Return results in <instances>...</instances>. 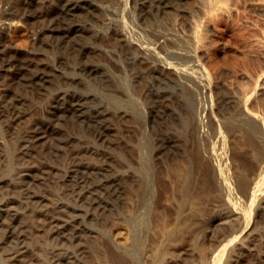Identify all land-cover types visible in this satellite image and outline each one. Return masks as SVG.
Segmentation results:
<instances>
[{"label": "bare ground", "instance_id": "6f19581e", "mask_svg": "<svg viewBox=\"0 0 264 264\" xmlns=\"http://www.w3.org/2000/svg\"><path fill=\"white\" fill-rule=\"evenodd\" d=\"M3 1L0 0V4ZM42 1L25 0V6H21L23 12L25 11L26 15L37 23L34 34H25L26 30L24 32L13 18V11L5 8L0 13V77L10 78L13 82L20 81L24 85L25 91L39 94H43L55 83L63 84V86L59 85L54 89L45 116L34 118L29 121V125L24 126L21 150H19V165L15 172L13 188L5 189L3 187L7 182L0 174V194L5 192L0 196V241L7 245L6 253L10 259L9 263H17L28 250L27 239L31 231L28 232L30 227H28V223L30 225L32 220L26 221V218L30 219L28 216H34V219L35 216H38L36 218L40 224L37 227L46 232L48 239L55 245L66 246L62 252L59 250L56 254L52 252L53 249L48 250L52 256L51 264H65L66 262L76 264L77 261L80 263L82 258L79 256L86 250L84 247L86 244L77 242L81 231L94 237L100 236L103 230L100 234L101 230H97L94 223L108 214L112 217L115 212L124 218L119 219V222L116 220L120 216L112 217L116 220L114 219L115 221L109 228V236L114 241L115 247L117 246V249L121 251V255L125 259H129L128 264H182L185 259L187 260L183 256L184 254L197 258L198 264H243V260L248 262L253 260L254 264H264V228H260L259 231L260 237L263 239L262 242L255 238L257 237L255 235L254 238H250L252 231L258 229L256 224L262 223L264 227V105L257 102L259 99H264L262 98L264 94V28H262L264 27V0H241L258 13L260 18L259 20H249L242 28L233 31V18L238 10L233 5H228L230 0L129 1L133 27L142 31L158 52H163L166 48L178 51L177 44L170 45L168 43L169 37L173 38L174 36L175 39H180L182 43L188 45L193 54L201 58V67L212 76L222 70L218 60L213 59V56L226 48V43L233 32L236 43L234 46L232 45L234 60L231 61L235 62L234 65H238L243 83L236 86L230 84L225 86L218 80H213L210 89L216 93L222 90L225 93L218 96L219 101L233 109L243 110L233 117L239 118L241 114H246L256 117L259 121L262 120L261 125L256 123L258 127L260 126L257 134L262 138V145H259L258 141L257 145L251 140L248 142L249 137L245 136L241 148L238 146L240 151L246 147L250 149L251 159L254 161L253 167L250 169L249 166L245 167L237 158L233 155L228 156L227 153V156L224 157L227 165H222L223 162L211 166L210 177L203 180L205 186L201 189L203 186L200 185V187L196 183L195 173L197 170L194 169L192 158L190 160L194 168L190 166L189 159L180 162L181 166H178L177 170L174 168L175 171L172 173L169 170H172L174 165L172 164L171 169L168 167L169 170L166 167L162 177L173 181L170 176L175 174L174 181L176 178L179 179L178 188L182 192L181 197L171 201L172 219L168 222L162 220L160 216H155L153 222H148L150 224L146 226L147 233L146 235L142 234L143 237L140 236L139 228L140 226L144 227V224L141 223L138 216L141 212L140 208L147 204L152 191L151 174L145 171L144 162L140 160L141 162L136 161L133 164L128 158L129 161L123 165L124 163L121 162L126 160L121 158V164L117 165L113 162L112 152L105 149L95 150L96 155L104 157L102 163L83 161L81 157L84 156L82 154L87 150L88 144L80 143L75 134L74 136L70 135L67 131L74 126L85 127L95 135L97 140L103 142L108 134L121 131L123 124L119 122L135 118L129 109L121 106L113 107L101 99L99 94L96 93L100 98L95 96L93 94L95 92L92 90L84 89L83 84L86 79L94 82L100 88L102 87L101 90H111L112 94L113 90L120 89V87L126 89L128 86L148 104L147 116L152 125L166 119H173V121L178 120L177 124H181V128H189L191 124L192 128H195L197 122L189 121V116L181 110L182 104L186 100L184 93L187 90L181 82L183 73L175 70L167 61L153 58L145 53L140 41L119 27L120 10L117 4L120 0H101L103 3L97 0H45L50 2L48 3L50 5L46 3L44 5L48 8L44 7L45 9L41 8L40 10L38 6L33 5L34 9L32 6L30 7L32 2L34 4ZM41 5L39 4V6ZM179 13L181 18L182 15L185 16V23L178 17ZM104 15L107 20L104 23L105 26H102L103 30H100L98 23L102 22ZM21 40L28 45L29 58L21 59L17 55V48L20 46L18 42ZM103 44L112 47L115 55L107 53ZM48 51L54 53L53 62L44 61L43 57L41 58V56L48 55ZM244 54L248 55L249 61L246 59L248 62L240 58ZM91 56L94 57L93 60L90 59ZM109 56L118 65L116 73L113 70V73L109 72L110 67L109 70L103 67L110 65L108 58V62L103 60ZM173 56L179 57L180 55L175 52ZM102 60L104 61L103 65L100 63ZM68 64L73 68L70 72L66 71ZM119 70H123L127 76L124 77V73L122 74ZM112 83L114 84L113 90L110 89ZM23 95H14L9 100L3 99L4 110L7 111L6 117H4V106L0 105V117L5 118L2 120L8 139H13L16 135L25 115L33 116L29 108L26 109V97ZM248 101H253L252 104L256 101L259 105L255 102L257 107L254 104L247 108ZM209 108L202 106L200 111L208 116L211 125L217 127L219 121L216 120L217 116H214L216 113L211 112L212 107ZM195 112L196 109L193 114ZM231 118L227 119V123ZM219 120L221 122V119ZM224 120L222 119V121ZM238 124L241 126L243 122ZM126 125H124V130L127 133L128 126ZM219 127L221 125L212 128L216 135L223 134V132L230 133V137L234 136L235 139V136L237 137L239 134L236 126H230L229 130L228 128L223 129L226 125L222 126L223 128ZM241 131L242 134L243 131ZM212 132L211 130L210 133ZM126 133L123 134V137ZM210 133L207 131V134ZM193 134L197 144L195 145L200 152V146H203L201 143L206 142V139L203 138V141L197 132ZM123 137L121 136L118 140V147L121 146L125 151L132 149L141 151L140 141ZM240 137L235 141L240 140ZM261 138L258 139L261 140ZM234 139L232 137L231 141ZM173 140L169 136H163L160 139L156 145L157 149L154 148L156 151L152 155L155 164L158 165L159 162H162L161 159H166L169 156L171 147L175 144ZM206 147H203L205 148L203 150H206ZM221 148L223 147L212 146L207 151L210 155L214 153L220 156ZM219 149L221 150L219 151ZM64 153H68L72 162L61 168L56 166L51 158ZM174 154L173 158H175ZM44 155L48 158L42 159ZM118 157L120 158V156ZM212 158L210 159L212 160ZM0 160L5 161L2 154H0ZM150 162L152 163V159ZM164 166L167 165L164 163ZM154 171L156 172V170ZM54 183L63 185L69 197L73 198V201H70L72 203L65 200L54 202L48 200L46 192L49 185ZM164 185L167 186V184ZM220 186H223L225 193L220 192ZM171 188L173 187L169 189ZM155 189L154 185V192ZM231 193L242 195L244 200L243 203L241 202L242 205H238L230 199ZM204 210L213 211L212 220L224 222V225L226 224L230 228H228V234L224 233L226 235L219 238L218 245L215 242L213 243L215 246L201 244L200 240H210L216 236L214 233V236L209 235V228L202 230L200 229L202 227L198 229L199 225L196 226L197 223H201L197 222L196 217L203 215ZM202 224L200 225L202 226ZM260 237L259 239H261ZM246 240L253 246L254 240H258V244H260L258 250L252 252V249L255 250V248L250 246ZM76 242L77 244H75ZM183 243L187 247L179 249V245ZM73 244L76 246L79 244L78 248L74 249ZM185 262L183 264L190 263L188 260ZM37 264H45V262Z\"/></svg>", "mask_w": 264, "mask_h": 264}, {"label": "rangeland", "instance_id": "374dc122", "mask_svg": "<svg viewBox=\"0 0 264 264\" xmlns=\"http://www.w3.org/2000/svg\"><path fill=\"white\" fill-rule=\"evenodd\" d=\"M43 1H44V3H43ZM43 1L39 2V3L37 2L34 4L32 2L30 7L32 6V8H33L34 6H38L40 8V10H41V8L42 9L48 8V6L45 7L44 5H46V4L50 5V4H48L50 2L45 1V0H43ZM53 1H56V0H53ZM97 1L99 2L101 0H97ZM129 1L130 0H120L117 4V7L119 5V10H120L119 11L120 13L118 15L119 27L122 28L124 31H126L127 34H129L131 37L140 41V43L144 47L145 53H147L148 55H150L153 58L167 61L175 70L183 73L182 77H181V82L183 83V85L185 86V89H187V90L184 93L186 100L182 104L181 110L184 112V114L189 116L188 117V118H190L189 121L197 122L196 123L197 127L192 128V124H191V127H189V128H187V127L181 128V126H180L181 124L178 125L177 124L178 120H175V119L174 120L176 122L173 121V119H171V120L166 119L162 122H158V124L156 123V125H152L148 119V116H147L148 115V104L146 102H144L138 96L137 93H134L131 89H129L128 86H127L128 88L126 87V89L120 87V89L113 90L114 84L112 83V85H111L112 88L110 87V89H112L114 91L112 94V93H110L111 90L110 91H109V89L101 90L102 87L100 88V86H98L94 82H92L90 80L87 81V79H86L85 80L86 82H84V84H83L84 89L92 90L93 92H95V93H93L95 96H97V94H99L101 99L106 101V103H108V104L110 103L109 105H113V107L121 106V107H125V108L129 109L130 111H132L135 118L134 119H128L126 121L123 120V122H119L120 124L121 123L123 124V126H121V131L119 133H117V132L113 133L112 132V133L108 134L105 138V141H103V142L101 140H97L95 135L90 133L89 130L85 129V127L79 128L78 126H76V127L74 126L71 129L69 128L68 129L69 131H67V133L69 132L70 135H73V136L75 134V137L77 136L76 138L80 143L88 144L87 150L82 154V156L83 155L84 156L81 157V159L83 161H88V162L91 161V163L93 162L95 164L102 163L104 161V157H102L101 155H98V154L96 155L95 150L105 149V150H109L108 152H112L111 155L114 157L113 162L117 165H118V163L119 164L124 163L123 165H125V163H127L129 161V159H130V162H133V164L136 161L137 162L138 161L144 162L145 171H147L149 174H151L150 175V179H151L150 182H151L152 191L148 197L147 204H145L142 208H140L141 212H139V216H138L139 220H141V223L144 224L143 225L144 227L141 228V226H140V228H139V230L141 232L140 236L143 237L144 235H142V234L146 235V233H147L146 232V230H147L146 226L148 224H150L148 222H153V220H155V216L156 217L160 216L162 218V220L168 221V222H169V220L172 219V217H173V215H172L173 214V206L171 205V201L172 200L174 201V198L177 200L181 197L182 192L178 188L179 179L176 178L174 181L173 176L175 174L170 176L173 178V181H170L167 178L165 179V177H162L163 172L168 167L170 168L173 165L176 166V167L173 166V168L171 167L172 170H169V168H168L169 172L171 171V173H172V171H175L174 168H176V170H177V167L181 166L180 164L182 162H184L183 161L184 159L185 160L189 159L190 163L192 160L193 161L192 163L194 164L195 168H194L192 163L190 164V166L197 170V172L195 173L196 174L195 177L197 180L196 183H197V185L199 184V186L200 185L203 186V187L200 186L201 189H203L205 186L204 185L205 182H203V180H206V178H208V176L210 177L209 173H210L211 166H215V164L216 165L222 164L223 162L224 163L222 165H224L226 162L224 157L227 156L226 155L227 153H228V156L233 155V157L237 158L241 162V164L245 165V167L249 166V169H250V167L251 168L253 167L252 164L254 162L251 159L250 149L248 147H246V148H242V151H240L238 146H240V148H241L242 141H244L245 136L249 137L248 142H250V140H251L256 145L258 143H259V145H262L261 144L262 138L260 136H258L259 134H257V132H259L257 130H259V127H260V126L258 127V125H261L262 120L260 119L261 121H259L256 119V117L254 118L253 116H249L246 114L245 115L241 114V116H239V118L233 117L235 114L241 113L243 110L242 109L240 110L238 108L233 109V108L227 106L226 104H224L222 101H219L218 96L223 95L225 93L222 90H219V92L216 93V91H213L210 89V84H211V82H213V80H218L219 83L224 84L225 86L229 85V84L231 86H236V85H241L243 83V80L239 75L240 69H238V65H236V64L234 65L235 62L231 61V60H234L232 58V56H233V52H232L233 49L232 48H234L233 46L236 43L235 34L233 32H231V35H230V37L226 43L227 44L226 48L222 52L215 53L213 56V59L218 60L219 66L221 67L222 70L217 71L216 75L212 76V75H209L207 73V71H205L201 67V65H200V62L202 61L201 58L199 56H197L196 54H193V52L190 51V47L188 45L182 43L180 39H175L174 36H173V38L169 37L168 43L170 45L171 44H174V45L177 44L176 49H178V51H172L170 48L169 49L166 48L163 52H158L154 48L152 42L149 41L145 37L143 32L140 30H137L135 27H133L131 12L129 10ZM229 2H230L228 4L229 6L233 5L238 10L235 17L233 18L234 26L232 28V31L234 29L242 28L244 26L245 22H247L249 20H259L260 15L258 13H256L252 8H250L243 1H241V0H230ZM24 3H25V0H4L3 3L0 4L1 5L0 6V13L5 8L9 9L11 12L13 11L12 12L13 18L15 19V21H17V23L20 25V28L23 31L26 30V32L24 31L25 34L26 33L34 34L35 30L37 28V23H35V21L32 20V18H30L28 15H26L25 11H24L25 13L23 12L21 6H25ZM41 3H42V5H41ZM39 4L41 6H39ZM38 7H35V8L38 9ZM18 8H20V9H18ZM21 10H22V12H21ZM178 15H179L178 17L180 18V20H182L183 23H185V16L182 15V18H181L180 13ZM106 20H107V17L104 15V19L102 20V22L98 23V28L100 30H103L102 26H105L104 23L106 22ZM262 28H264V27H262ZM256 29H257V27H256ZM18 43L20 46L18 45L19 48H17V55L21 59L22 58L23 59L29 58L30 54L28 53V49H27L28 45H26L27 43H25L23 40L19 41ZM103 47L107 53H109L110 55H115V52H114L112 47H110L108 45H104ZM175 52L179 53L180 56L179 57L173 56V53H175ZM212 55H213V52H212ZM245 56H247V57H245ZM41 58L44 61L53 62L54 53H52L51 51H48V55L41 56ZM92 58H94V57L91 56L90 59L93 60ZM107 58H108L109 62L107 61ZM240 58L243 61H247V60L249 61L248 55L244 54ZM103 60L104 61L106 60V62H108V64H110V65H107V64H105L106 63L105 62L104 65H107V66H103V67H106V69H108V70L110 67L109 72H112V73H113V71H114V73L118 72V65L116 64V62L114 60H112V57L110 58V56H109ZM103 60L100 61V63H102V65L104 62ZM94 61H95V59H94ZM66 69H67L66 71H68V72L73 70V68H71L69 64L67 65ZM119 71L122 74L124 73L123 74L124 77L127 76V74L123 70H119ZM4 78L5 77H0V79H1L0 80V99H1L0 105L1 106H2V104H3V106L5 105L4 103H2L3 99L9 100V98L11 99V97H13L14 95H18V94L23 95L24 94L26 97L25 98L26 99L25 100L26 101V103H25L26 109L29 108V110L33 114L32 117H28L29 115L28 116L25 115L23 117L24 119H22V121H21L20 127L18 128V130L16 132V135L13 137V139L12 138L8 139V136H6V132L4 129V123H3V120L5 119L4 117L7 116V111L5 112V110H4L5 106L4 107L2 106L3 110H4V117L3 118H2V116L0 117V154H2L4 156L5 161L0 160V162H2V163H0V169H1L0 174L2 175V177L5 178V180L7 182V183L5 182L6 184L3 185V187H5V189H9V188H13L14 180H15V176H16L15 172L17 171L16 169H17V166L19 165V150H21V145H22L21 143H22V136L24 133V126L29 125V121H31L34 118H43L45 116V111H46V108L48 106V103L51 101L54 89L59 85L63 86V84L55 83L54 85L50 86L46 91H44L43 94H39L37 92L25 91L24 90L25 87L23 84H21L20 81H19L20 83L17 82L16 80L13 82V80L11 81L10 78H5V79ZM99 95L97 97H99ZM263 96H264V94H263ZM263 96H262V98H264ZM260 100H261V102H259ZM262 101H263V104H262ZM252 102L253 101H248L247 108L252 107L256 101L254 102V104H252ZM257 102L260 103V105H264V99L263 100L259 99ZM257 102H256V104L259 105ZM256 104L254 106H256ZM202 106L203 107L206 106L207 108H209V107L213 108V109L211 108V110H212L211 112H213L214 114L216 113V115H214V114L213 115L215 117L216 116L218 117V119L216 117V120L219 121V124L221 125V127L222 126L224 127V125H226V127H224V128L222 127L224 130H225V128L226 129L228 128V130H229L230 126L231 127L236 126L238 128V131H239L238 135L241 136L240 137L241 139L240 140L238 139L237 141H235L236 138H239V136L237 135V137L235 136V139H234V136H232L234 141H231L232 137H230L231 136L230 133H225V132H223V134L220 133V135H216L214 133V129H212V128L213 127L217 128L220 125L218 124V126L216 125L217 127H215L214 125L210 124L208 116L204 115L200 111ZM195 109H196V112L193 114V111ZM224 115H226V116H224ZM231 116L234 119H232ZM228 118H231L232 120L230 119V121L227 123ZM253 118H254V120H253ZM219 119H221V122ZM222 119H225V120L222 121ZM235 119L238 120L239 122H237ZM171 121H172V123H169ZM231 121H233V122H231ZM256 121H259V122H256ZM242 122H243V124H241V126H240L238 123H242ZM251 122H253L254 124H252ZM222 123H225V124H222ZM235 123H237L238 126ZM256 123H260V124L257 125ZM124 125L128 126L127 127L128 128L127 133L124 130ZM201 125L202 126L205 125V127L206 126L207 127L206 128L203 127L204 128L203 129ZM227 125H228V127H227ZM137 126H138V128H137ZM200 127L204 131L201 130ZM221 127H219V128H221ZM210 129L213 131L212 133H210L211 132ZM194 131L199 133L202 139L203 138L206 139L205 140L206 142L201 143L203 146L202 147L200 146V149H201L200 152L204 151L202 154L198 151V147L196 146L197 144H196V141L194 139V134H193V133H195ZM207 131L211 135L207 134ZM240 131L242 132V134L240 133ZM203 132H205V133H203ZM125 133H126V135H124V137H123V134H125ZM171 133H173V134H171ZM213 133H214V135H213ZM165 134H167V135H165ZM224 134H226V135H224ZM172 135H174V136H172ZM121 136L123 138L129 139V140L134 139V141H135L137 139V142L140 141L141 146H142L141 147L142 149H140L141 151L139 152L136 149H132L130 151H125L121 148V146L118 147L117 143H118V140L121 138ZM125 136H127V137H125ZM163 136L164 137L169 136V137H171V139L173 138L174 139L173 143H175V144H173V146L175 145L176 147H173V146L171 147L172 149H171L170 154L168 156L169 158L168 157H167L168 159L166 158L168 161L166 159H161L163 163L159 162L160 164L158 163V165H159L158 166L153 161L152 155L156 151L154 148L157 149L156 145L160 142V139L163 138ZM206 136H208L209 139H208V137L206 138ZM227 138H228V140H227ZM258 138H261V140ZM203 141H204V139H203ZM239 141L241 143L240 145H239ZM257 141H258V143H257ZM205 146H207L208 148L206 147V150H203V149H205V148H203ZM212 146H217V147L222 146L223 147V148H221L222 150L219 149V151L221 150L219 153L221 154L220 156L222 158L219 155L214 154V153H212L211 155L208 154L209 152L207 151V149L210 150L212 148ZM173 149H175V150H173ZM197 151L200 153L201 156L199 155V153ZM119 152H120V154H119ZM205 153H206V155H204ZM121 154H122V157H121ZM173 154H174L175 158L172 157ZM197 155H199V156H197ZM202 155H204V156H202ZM207 155H208V157H207ZM118 156H120V158ZM131 156L132 157L134 156V158H132ZM189 156H191V157H189ZM209 156H210V158L213 157L212 160L209 158ZM214 157H215V159H214ZM43 158H48V157L46 155H44L42 157V159ZM121 158H122V160L125 159L126 161L120 163ZM126 158L127 159L129 158V159L127 160ZM151 159H152V163L154 162L153 164L156 165L157 167L155 166L153 168L154 165L150 162ZM174 159H177V160L174 161ZM51 160L56 166H59L61 168H63L64 166H66L70 162H72V159L70 158L68 153L58 155L55 158L53 157V158H51ZM170 160L171 161L173 160V162L175 164L173 162L171 163ZM166 162L167 163L169 162L171 165L167 164ZM176 162H177V165H176ZM164 163L167 166H164ZM225 165H227V163ZM206 168H208V169H206ZM154 170H156L157 173ZM207 171H208V173H207ZM203 176H204V178H202ZM170 177H168V178H170ZM154 178H156V179H154ZM152 179H153V181H152ZM166 180H167V183H166ZM155 181H157V183H154ZM158 182H160V183H158ZM164 184H167V186ZM154 185L156 188L155 192H154ZM175 185H176V187H175ZM158 186H160V187H158ZM168 186H169V188L173 187L174 189L175 188L176 189L174 190L173 188H171L172 189L171 190L168 188ZM161 188H162V190H161ZM219 188H220V192L225 193L223 186H220ZM163 191H166V192H163ZM167 191H168V193H167ZM164 193H165V195H164ZM4 194H5V192L0 194V196H2ZM229 196H230V199L232 201H235L236 203H238V205H242V203L244 201L242 195H240L238 193H231ZM46 197L48 198V200L50 202H54L56 200H65V201H69V202L71 200L73 201V198L71 197L72 198L71 199L69 197L66 190L63 188V185L57 184V183L49 185V188L46 192ZM165 197H167V198H165ZM168 198L170 199L169 201L167 200ZM166 200H167V202H166ZM168 202H169V204H168ZM70 203H72V202H70ZM120 208H121V206H120ZM122 208H124V207H122ZM125 210H126V208H125ZM212 214H214L213 211L204 210L203 215H200V217L199 216L196 217L197 222L203 223L202 226L200 225L201 223L196 224V226L199 225L198 229L200 227H202V228H200L202 230L209 228L210 229V230H208V232L210 231L209 235L210 234L213 236H214V234L216 235L213 238H211L210 240H208V239L200 240L202 242L201 244H204V246H206V244H207V246L209 244H211V246H212L214 242L216 245H218L220 243V241H219L221 239L220 237H224L226 235L224 233L228 234V232H229L228 230L230 229L228 225H226V224L224 225V222L221 223L220 221L218 222V220L213 221L211 218ZM109 215L110 214H108L107 216H105L103 218L101 217L102 219L99 218L98 219L99 221L97 220L98 222L96 221L94 223V226L96 228H98L97 230H99V229L101 230V231L99 230L100 234L102 233V230H103V233L105 232L104 234L102 233L100 236L94 237L85 231H81V236L77 242H82V243L86 244V245L83 244L86 250H84L85 252H83L82 255L79 256L80 258H82L83 261L80 260L79 261L80 263H78V261H77L76 264L77 263L78 264H112V263L113 264L114 263L115 264H128L129 259H125L124 256L121 255V253H120L121 251L119 249H117V246L115 247V244L113 243L114 241H112V238L109 236L110 235L109 234V231H110L109 228H110L111 224L116 220L115 218H114L115 219L114 220L112 217H115V215H117V214H115V212H114V214H113L114 216L112 215V217H111ZM117 216H120V215H117ZM28 217L30 219L27 220V218L25 217L26 221L30 222V220L32 219L30 222V225L27 222L28 227L30 226L28 228V232L31 230L28 234L29 236L31 234V236H30V238L28 236L29 240L27 239V245L29 247H28L27 252L22 256V259L17 261V263H15V264H18V263L19 264H26V262H27V264H37V263H44V262H45V264H51L52 256L48 250L53 249L52 252H54V254H56V253H58L57 251H59V250H60V252H62V250H64L66 248V246H64L63 244H59V245L56 244L55 245L54 242H52L51 240L48 239L46 232L41 231L39 229V227H37V225L39 226V224H40V222H38L39 220L37 219L38 216H35V219L33 218L34 216H28ZM116 218H118V217H116ZM123 218L120 216L116 221L120 222V220H122ZM210 219H211V221H210ZM221 224H222V227H221ZM216 225H217V227H216ZM256 226L258 227V229L256 228V229H254L256 231H252L253 233H252V235H250V238H254L255 236H257L255 238H258V240L262 242L263 239L260 237L259 231H260V228L263 229L264 227L262 226V223L256 224ZM211 228H213L212 231H211ZM141 229H142V231H141ZM143 229H144V231H143ZM258 236L261 239H259ZM258 240H254V246L255 247L253 246V244L251 245V242L246 240L250 246H253V248H255V250L252 249V252H256L258 250V248L260 246V244H258V242H259ZM204 241H205V243H204ZM77 242L75 244H77ZM255 243L258 245H256ZM75 244H73V246H72L74 249L78 248V245H79L78 244L76 246ZM215 244L213 246H215ZM185 246H186V244L184 245V243L180 244L179 249H181L182 247L185 248ZM6 252H7V245L4 244V242L0 241V264H10L9 263L10 259H9ZM113 255H114V257H112ZM183 256L187 258V260L190 262L189 264H198V262L196 261V260H198L197 258H193L191 255H188V254H184ZM121 257H123V258H121ZM113 258H114V260H113ZM117 258L119 260H116ZM23 259H24V261H23ZM187 260L185 259L183 261V263H186L185 261H187ZM249 262H251V264H254L253 260L249 261ZM249 262L246 260H243V264H249ZM65 264H70V263L66 262ZM71 264H74V263L71 262Z\"/></svg>", "mask_w": 264, "mask_h": 264}]
</instances>
